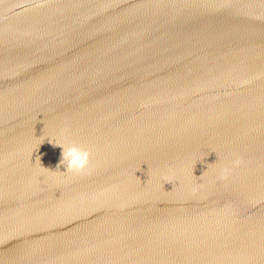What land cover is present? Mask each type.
Masks as SVG:
<instances>
[{"label":"water","instance_id":"1","mask_svg":"<svg viewBox=\"0 0 264 264\" xmlns=\"http://www.w3.org/2000/svg\"><path fill=\"white\" fill-rule=\"evenodd\" d=\"M0 264H264V0H0Z\"/></svg>","mask_w":264,"mask_h":264},{"label":"clouds","instance_id":"2","mask_svg":"<svg viewBox=\"0 0 264 264\" xmlns=\"http://www.w3.org/2000/svg\"><path fill=\"white\" fill-rule=\"evenodd\" d=\"M89 164V152L87 149H83L74 144H70L67 147L62 146L61 160L58 166L63 165L64 171L81 172L86 170ZM227 169H224L226 175Z\"/></svg>","mask_w":264,"mask_h":264}]
</instances>
